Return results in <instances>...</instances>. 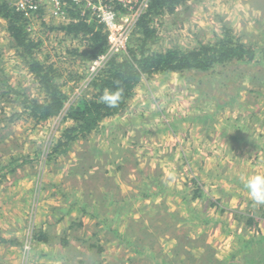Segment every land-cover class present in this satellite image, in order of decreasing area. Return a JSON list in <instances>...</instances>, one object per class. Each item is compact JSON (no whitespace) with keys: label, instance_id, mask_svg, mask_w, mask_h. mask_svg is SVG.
<instances>
[{"label":"rangeland","instance_id":"1","mask_svg":"<svg viewBox=\"0 0 264 264\" xmlns=\"http://www.w3.org/2000/svg\"><path fill=\"white\" fill-rule=\"evenodd\" d=\"M59 23L45 15L31 31L68 107L96 75L68 52L80 39L50 29ZM154 25L156 50L214 41L224 25L262 47L264 0H188ZM5 26L0 17V76L41 97ZM65 112L0 121V264H264V205L240 179L264 173V64L145 75L121 113L49 157Z\"/></svg>","mask_w":264,"mask_h":264},{"label":"trees","instance_id":"2","mask_svg":"<svg viewBox=\"0 0 264 264\" xmlns=\"http://www.w3.org/2000/svg\"><path fill=\"white\" fill-rule=\"evenodd\" d=\"M188 0H151L148 10L140 16L126 50L112 55L91 81L94 91L82 94L67 107L69 94L60 82L62 73L56 63L46 56L40 57L43 41L32 36L31 16L18 9L8 1L0 0V17L6 21V31L15 53L22 59L28 71L33 75L41 92L37 96L26 91L17 90L8 82L6 74L0 76V103L13 102L14 110L7 114L5 105H0V121L6 124L21 118L33 119L36 124L59 116L66 109L64 120H71L63 127L60 137L53 144L48 156H60L68 153L73 144L87 138L98 129L106 117L121 113L134 96L136 88L143 77H152L163 72H206L219 65L250 63L264 64V46L243 42L235 36L228 25H224L223 33L216 40L202 43L191 49L172 46L164 50L154 49L158 41L155 19L164 14L175 13L178 7L187 4ZM120 8V6H119ZM70 20L61 22L50 29H58L73 39H80L82 45L68 48L69 54L87 62L106 52L109 47L106 25L96 18L91 10L71 6L68 9ZM38 14V12H37ZM42 12H39V15ZM38 17H41V15ZM0 53V75L1 68ZM123 90L121 102L116 108H109L99 102L105 88ZM261 93V91H258ZM11 96L10 98H8ZM5 112V113H4ZM4 168V167H3ZM13 170V169H12ZM4 173L0 172V180ZM198 192V190H195ZM197 197V194L193 198ZM240 218L243 214H238ZM248 223L255 220L248 217ZM42 232V231H41ZM48 240L42 233L35 232V239ZM258 242L264 244V238L258 236Z\"/></svg>","mask_w":264,"mask_h":264},{"label":"built area","instance_id":"3","mask_svg":"<svg viewBox=\"0 0 264 264\" xmlns=\"http://www.w3.org/2000/svg\"><path fill=\"white\" fill-rule=\"evenodd\" d=\"M39 20L45 15L68 22V9L71 6L91 10L92 14L106 25L108 30V50L91 60L89 73L95 76L114 54L126 50L141 15L149 8L151 0H5ZM120 6V8H119ZM38 12V14H37ZM42 12L41 17H38ZM39 15V16H40Z\"/></svg>","mask_w":264,"mask_h":264},{"label":"clouds","instance_id":"4","mask_svg":"<svg viewBox=\"0 0 264 264\" xmlns=\"http://www.w3.org/2000/svg\"><path fill=\"white\" fill-rule=\"evenodd\" d=\"M122 95L123 90L119 87L116 90L105 88L99 97V102L104 103L109 108H116L121 102ZM240 179L247 191L248 198L256 205H264V173L241 176Z\"/></svg>","mask_w":264,"mask_h":264}]
</instances>
